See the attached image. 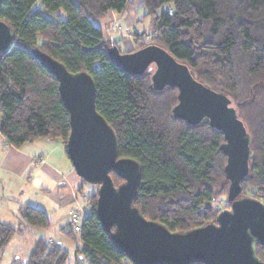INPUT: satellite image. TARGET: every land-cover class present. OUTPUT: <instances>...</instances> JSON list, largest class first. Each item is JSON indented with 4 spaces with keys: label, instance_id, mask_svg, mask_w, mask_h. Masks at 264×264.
Masks as SVG:
<instances>
[{
    "label": "trees",
    "instance_id": "16d2710c",
    "mask_svg": "<svg viewBox=\"0 0 264 264\" xmlns=\"http://www.w3.org/2000/svg\"><path fill=\"white\" fill-rule=\"evenodd\" d=\"M141 2L150 20V38L133 34L134 48L128 52L153 41L192 68L197 80L230 97L254 152L241 194L264 200V0ZM130 3L1 0L0 20L13 29L15 38L13 48L0 53V135L15 148L38 139H60L65 147L68 111L57 80L32 55L33 49L49 54L70 72H87L95 84L96 111L115 132L118 156L140 166L134 205L146 219L184 232L214 221L222 210L217 200L226 196L228 187L223 138L208 124L191 126L172 117L175 88L153 91L149 73H127L108 59L106 48L115 43L95 20L110 11L123 13ZM58 9L66 13L65 20L48 15ZM110 175L115 186L122 182ZM96 197V191L86 197L92 205L79 231L67 230L70 223L62 231L78 233L82 247L76 253L85 264H132L111 246L95 212ZM21 217L31 228L50 225L47 213L34 206H24ZM21 230L0 222V261ZM256 252L264 261V247L257 245ZM67 258L59 244L40 238L26 264H66Z\"/></svg>",
    "mask_w": 264,
    "mask_h": 264
},
{
    "label": "water",
    "instance_id": "95a60500",
    "mask_svg": "<svg viewBox=\"0 0 264 264\" xmlns=\"http://www.w3.org/2000/svg\"><path fill=\"white\" fill-rule=\"evenodd\" d=\"M14 38L13 29L0 20V53L13 48ZM31 53L57 80L69 118L66 155L77 176L97 186L95 212L118 253L132 264H264L256 252L257 245L264 247V202L241 194L254 153L252 138L229 96L197 80L192 68L153 41L130 52H120L115 44L106 48L108 59L121 70L149 73L153 91L176 89L173 118L191 126L208 124L222 134L229 207L212 222L172 231L146 219L134 205L140 166L118 156L115 132L95 108L92 77L85 71H68L39 49ZM111 172L122 180L117 186Z\"/></svg>",
    "mask_w": 264,
    "mask_h": 264
},
{
    "label": "rangeland",
    "instance_id": "374dc122",
    "mask_svg": "<svg viewBox=\"0 0 264 264\" xmlns=\"http://www.w3.org/2000/svg\"><path fill=\"white\" fill-rule=\"evenodd\" d=\"M110 13L107 14L106 17L100 20H95V24L99 25L102 29H104L105 33L110 36H114L118 32V26L114 19L109 17ZM50 17L53 15L59 16L63 20L66 19V13L62 9H58L53 14H48ZM146 16V15H145ZM107 23V27L105 28ZM151 24L149 18H146L139 22L136 26V30H129L131 35L132 48H134V43L132 40V36L135 33H143L146 39L150 38L148 34H150ZM142 30V31H141ZM127 44V41H126ZM119 48L124 51L125 45L124 43L118 44ZM130 50V49H129ZM127 50V51H129ZM3 138L0 137V161L2 160L1 156H4L6 153V149L3 147L2 143ZM38 142H51L45 139H39ZM36 141L30 145L31 150L29 154L38 156V154L43 155L45 157L47 148L37 149L38 144ZM63 143V142H62ZM31 144V143H30ZM37 144V145H36ZM50 147L53 146V143L49 144ZM55 152L58 150H54ZM54 153V152H53ZM38 160V159H37ZM31 164L35 166L32 162ZM21 167H13L6 169L5 166H1L0 163V206L6 207L5 213L1 216L3 221L9 223L14 228H24V225L21 223V209L24 206H34L37 208H41L45 210L50 219L49 227L45 229H36L31 227H25L22 233H17L12 240L8 243L3 251V256L0 261V264H26L28 254L33 246V241L38 238H44L51 242L59 244L68 254V258L66 264H85V261L78 256L76 253V248L82 247V242L79 239L78 233H74L72 236L64 233L62 231L63 228H66V225L69 224L68 211L74 206L70 204L59 205L56 204L55 201L51 199L50 196H47L42 191L43 187H50V180L45 178L42 173L37 172V169L20 171ZM30 172L29 175L27 174ZM80 189L81 192L78 197V201L82 202L81 206L74 207L80 210L77 212L79 215L78 224L81 225V222L85 215L88 213V207L92 204L90 200L87 201V196L97 190L96 185L88 184L84 182L80 178ZM260 199V198H258ZM262 201V200H260ZM263 202V201H262ZM86 204V205H85ZM217 204L221 206L222 209L228 208V202L226 200V196H222L217 200ZM88 206V207H87ZM84 207V208H83ZM67 230L73 229L72 226L66 228Z\"/></svg>",
    "mask_w": 264,
    "mask_h": 264
},
{
    "label": "crops",
    "instance_id": "0c3cea01",
    "mask_svg": "<svg viewBox=\"0 0 264 264\" xmlns=\"http://www.w3.org/2000/svg\"><path fill=\"white\" fill-rule=\"evenodd\" d=\"M109 13H110L109 17L114 19L116 26H118L117 34H114V36L113 35L111 36L112 41L116 45L120 43H124L125 45L124 51L131 49L132 42H131V35H130L129 30L132 29L135 31L136 26L139 24V22L146 18L145 15L147 11L142 5L141 0H131V3L126 7L123 13H116L114 11H110ZM126 41H127V44H126ZM0 137L2 136L0 135ZM38 140H36V143L38 142ZM47 141H51V142H38L39 144L37 147V149H39V147L47 148L48 151L46 152L45 157H43L44 154L42 155V153L38 154V156L36 157L34 155L33 157V155L29 154V152L31 150L30 145H33L32 143H34L35 141L32 142L31 144L25 143L21 147L15 148V147L8 145L5 139L3 138V142L1 143L7 151L4 156H1L2 157V160L0 161L1 166H5L6 169L13 168V167L14 168L21 167L20 171H27V170L31 171L36 168L37 172L42 173V175H44L45 178H48L50 180V183H51L50 187L42 188V191L44 192L45 195L50 196L51 199L55 201L56 204H59L61 206L66 205V204L68 205L70 203L74 207L75 206L78 207V205L81 206L82 202L78 201V197L81 192V191L79 192L80 177H78L77 174L75 173L66 155L64 144L62 143L60 139L47 140ZM50 143H53V146L50 147L49 145ZM54 150H58V151L55 152ZM38 158H41L42 161H38L37 160ZM31 162L35 166H33ZM29 171L27 173L28 175L30 173ZM74 207L68 211V214L70 213V211H75V212L79 211L80 213V210L79 209L76 210V208ZM5 209L6 207L0 206V222L9 225V223L1 219L2 218L1 216H3L5 211H7ZM89 210L90 208L88 207V212ZM68 221L70 222V215H69ZM25 227L26 226H24V228ZM24 228L23 230L17 233H22L24 231ZM38 239H35L33 241L32 243L33 246H34V243Z\"/></svg>",
    "mask_w": 264,
    "mask_h": 264
},
{
    "label": "built area",
    "instance_id": "2783aa9c",
    "mask_svg": "<svg viewBox=\"0 0 264 264\" xmlns=\"http://www.w3.org/2000/svg\"><path fill=\"white\" fill-rule=\"evenodd\" d=\"M38 161H42V159L38 158ZM259 200L264 201L263 197H260ZM69 215H70V222L69 223H70V226H72V228H73L72 230L75 232H78L80 229V225L78 224V219H79L78 213L75 211H70Z\"/></svg>",
    "mask_w": 264,
    "mask_h": 264
}]
</instances>
